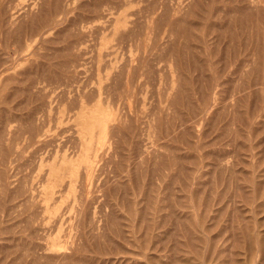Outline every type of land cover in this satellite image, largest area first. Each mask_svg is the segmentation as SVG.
Segmentation results:
<instances>
[{
	"label": "rangeland",
	"instance_id": "1",
	"mask_svg": "<svg viewBox=\"0 0 264 264\" xmlns=\"http://www.w3.org/2000/svg\"><path fill=\"white\" fill-rule=\"evenodd\" d=\"M0 264H264V0H0Z\"/></svg>",
	"mask_w": 264,
	"mask_h": 264
},
{
	"label": "bare ground",
	"instance_id": "2",
	"mask_svg": "<svg viewBox=\"0 0 264 264\" xmlns=\"http://www.w3.org/2000/svg\"><path fill=\"white\" fill-rule=\"evenodd\" d=\"M148 1V0H147ZM259 1V0H258ZM160 2V1H159ZM257 2V1H256ZM149 3H150V1H149ZM149 3H147V4H145V7L147 8V7H150L148 4ZM152 3H155V2H152ZM158 3V2H157ZM147 5V6H146ZM151 5V4H150ZM153 4H152V8L150 9V10H153ZM143 9H145V8H143ZM147 10L148 9H146V11H144V12H146L147 13ZM149 10V11H150ZM141 11V10H140ZM148 11V12H149ZM151 12V11H150ZM156 12V11H155ZM154 12V13H155ZM152 13V12H151ZM138 14V13H137ZM148 14V13H147ZM150 14V13H149ZM148 14V15H149ZM104 15V14H103ZM150 16V15H149ZM101 17L102 16H95L94 18L95 19H93L94 21V24H91L93 27H97V26H99V24L102 22L100 19H101ZM105 17V16H104ZM141 17V16H140ZM147 17V16H146ZM147 18H149V17H147ZM152 18V17H151ZM156 18V17H155ZM106 18H104V20H105ZM153 19V18H152ZM140 20H141V18H140ZM50 21V20H49ZM149 21V20H148ZM134 22V21H133ZM153 23V22H152ZM45 24V23H44ZM89 25H90V23H89ZM90 25V26H91ZM95 25V26H94ZM136 25V24H135ZM134 26V25H133ZM138 26V25H137ZM135 27V26H134ZM139 27V26H138ZM148 27V26H147ZM46 28V27H45ZM89 28V26L87 25V29ZM136 28V27H135ZM97 29H99L98 27H97ZM154 29V28H153ZM42 30H45V29H42ZM41 31V30H40ZM136 31H137V29H136ZM46 32V31H45ZM85 32V31H84ZM92 32V31H91ZM133 32L135 33V31H134V29H131V30H129L128 32H127V34L125 35V36H123L122 35V33H121V37L120 38H118L119 39V44L118 45H120V42H125V41H128V40H132V34H133ZM42 33H44L43 31H42ZM83 33V32H82ZM137 34V33H136ZM136 34H135V36H136ZM82 35H84V34H82ZM85 36V35H84ZM88 36V35H87ZM135 36H133V37H135ZM138 36V35H137ZM136 36V37H137ZM81 37V36H80ZM136 37L134 38V41L136 40ZM86 38H84L83 40H85ZM141 39V38H140ZM57 40L59 41V39L57 38ZM56 40V42H58ZM81 40V39H80ZM78 41V40H77ZM82 41V40H81ZM86 41V40H85ZM88 41V40H87ZM140 41V40H139ZM52 42V41H51ZM61 43H62V46H58V48H55V49H53V53L51 54V53H49V55H48V57H49V61H51L50 62V65H59V66H62V67H64V68H67L68 66H70V65H73L74 64V62H76L75 61V58L74 57H72V54H71V50L73 49V47H74V45H76V43L77 42H74V41H66L65 39L63 40V41H60ZM59 42V43H60ZM80 42V41H79ZM122 42V43H123ZM129 42V41H128ZM127 42V43H128ZM60 43V44H61ZM121 43V44H122ZM78 44H81V43H78ZM77 44V45H78ZM136 44V43H135ZM137 45V44H136ZM144 45V44H143ZM79 46V45H78ZM138 48V47H137ZM51 51V50H50ZM80 51H83V50H80ZM79 51V52H80ZM52 52V51H51ZM81 53V52H80ZM75 54V53H74ZM82 54V53H81ZM80 54V55H81ZM145 54V53H144ZM78 55V54H77ZM142 55V54H141ZM45 56V55H44ZM43 56V57H44ZM79 56V55H78ZM107 56V55H106ZM42 57V56H41ZM135 58V57H134ZM46 59H48L47 57H46ZM52 59H53V61H54V63H52ZM58 59H60V60H58ZM136 59V58H135ZM139 59V58H138ZM145 59V58H144ZM143 60V59H142ZM137 61V60H136ZM139 62H141V60L139 59ZM45 63H47V62H45ZM127 63H129V62H127ZM126 63V64H127ZM134 63V62H133ZM146 63V62H145ZM48 64V63H47ZM143 64V63H142ZM142 64H141V66H142ZM49 65V64H48ZM133 65V64H132ZM132 65H130L128 68H127V75H128V78H127V81H128V87L126 88L127 90H126V94L125 95H127V94H133L134 92V90H133V87L132 86H134V85H132V82H133V79H134V77H135V75H136V72H135V68H134V66H132ZM138 65H139V67H141L140 66V64L138 63L137 64V66L136 67H138ZM138 67V68H139ZM144 67V66H143ZM126 69V68H125ZM28 73V72H27ZM77 73V72H76ZM138 75V74H137ZM136 75V76H137ZM118 76V75H117ZM41 77V76H40ZM119 77V76H118ZM118 77H117V79H118ZM120 78V77H119ZM119 80V79H118ZM122 81V80H121ZM36 82V81H35ZM119 83V82H118ZM33 84H35L34 82H33ZM121 84V83H120ZM32 85V84H31ZM119 85V84H118ZM117 85V86H118ZM120 87V86H119ZM118 88V87H117ZM117 88H115L116 90H117ZM125 88V87H124ZM122 90H123V87H122ZM122 90H120L119 88H118V91L117 92H119V93H121L120 91H122ZM124 91V90H123ZM118 93V94H119ZM125 93V92H124ZM121 95V94H120ZM120 95L118 96V97H120ZM128 96V95H127ZM121 97H122V95H121ZM106 99V98H105ZM112 100V99H111ZM62 254V253H61ZM60 256V255H59Z\"/></svg>",
	"mask_w": 264,
	"mask_h": 264
}]
</instances>
